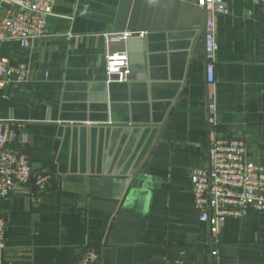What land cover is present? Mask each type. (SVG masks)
Returning a JSON list of instances; mask_svg holds the SVG:
<instances>
[{"label": "crops", "instance_id": "crops-1", "mask_svg": "<svg viewBox=\"0 0 264 264\" xmlns=\"http://www.w3.org/2000/svg\"><path fill=\"white\" fill-rule=\"evenodd\" d=\"M225 1L211 89L198 0H56L48 37L0 42V59L32 69L0 83V119L21 123L16 149L53 174L39 197H0L5 262L75 264L92 245L101 264H207L212 249V264H264V212L211 238L192 193L210 103L218 135L246 139L264 165V2ZM123 31L147 34L111 44L132 75L108 83L103 34Z\"/></svg>", "mask_w": 264, "mask_h": 264}, {"label": "built area", "instance_id": "built-area-1", "mask_svg": "<svg viewBox=\"0 0 264 264\" xmlns=\"http://www.w3.org/2000/svg\"><path fill=\"white\" fill-rule=\"evenodd\" d=\"M263 1L264 0H257ZM56 0H0V42L15 40L22 47L30 48L36 40L48 37L49 18L54 15ZM207 11L205 30V57L207 82L211 89L216 83L218 53L216 18L228 13L225 0H198ZM146 31L105 32L107 82L130 80L131 60L127 50H111L114 42L126 41L133 36L144 37ZM31 68L26 64L14 66L10 60L0 59V83L12 80L24 81ZM209 147L207 167L195 168L191 175L192 193L200 221L208 227L211 238L229 217H242L252 209L264 212V165L256 163L249 155V142L244 138L219 136L214 112L216 104H209ZM21 123L14 119H0V197L27 192L39 197L53 181V174L35 168L25 149H16L20 139ZM25 142L27 141L24 140ZM7 248L6 220L0 218V264ZM218 257L217 249L208 255ZM75 264H101L99 250L86 245L82 258ZM166 264H185L168 261Z\"/></svg>", "mask_w": 264, "mask_h": 264}, {"label": "water", "instance_id": "water-1", "mask_svg": "<svg viewBox=\"0 0 264 264\" xmlns=\"http://www.w3.org/2000/svg\"><path fill=\"white\" fill-rule=\"evenodd\" d=\"M207 21V19H206ZM206 30V22H205V26H204V31ZM128 41V40H127ZM132 71V70H131ZM59 141H56V144H55V147L57 148V145H58ZM53 170L55 171V166L53 165Z\"/></svg>", "mask_w": 264, "mask_h": 264}]
</instances>
